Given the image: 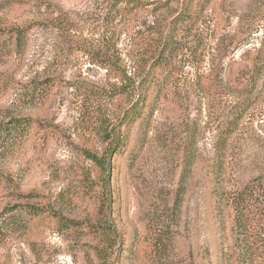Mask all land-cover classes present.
<instances>
[{"label": "rangeland", "instance_id": "rangeland-1", "mask_svg": "<svg viewBox=\"0 0 264 264\" xmlns=\"http://www.w3.org/2000/svg\"><path fill=\"white\" fill-rule=\"evenodd\" d=\"M119 1L0 0V26L28 28L19 53L0 37V264H224V217L215 222L205 179L224 122V45L236 60L257 49L264 0H197L149 116L121 130L127 147L113 157L108 193L86 154L106 147L103 132L135 100L128 79L182 7ZM258 90L229 142V184L264 171V83ZM191 136L199 156L183 192Z\"/></svg>", "mask_w": 264, "mask_h": 264}, {"label": "trees", "instance_id": "trees-1", "mask_svg": "<svg viewBox=\"0 0 264 264\" xmlns=\"http://www.w3.org/2000/svg\"><path fill=\"white\" fill-rule=\"evenodd\" d=\"M119 2L133 6L144 5L140 0ZM196 5L197 0H182L181 12L172 21V32L169 37L160 43H152L148 46L134 71V78L128 79L135 98L131 107L124 112L117 126L103 132L102 139L106 147L102 153L86 154L98 168L102 188L108 193L113 157L121 154L127 147V134L121 130L149 116L155 100L167 85L171 72L174 71L171 54L186 47L183 37L179 39L175 37L192 25ZM27 32V27L0 26V37H5L18 53ZM230 52L224 45V100H226L224 122L219 128L217 141L208 161V170L205 173V179L211 183L209 194L213 203L210 211L218 225H222L224 217V264H264V171L247 178L242 183L233 179L231 181L235 183L229 184V180L226 179L230 164L229 142L261 97L258 86L264 83V30L257 49L244 51L237 60L228 59V55L234 54ZM183 152L180 188L185 192L199 156L197 141L193 136L188 138ZM20 206L27 207V205ZM107 210L109 203L107 199L101 197L97 210V225L104 232L112 229L107 218ZM110 233L112 236L109 245L115 243L114 232L110 231ZM121 246L119 250L114 248L115 251L110 252L108 258L113 259L119 256L121 251L128 249L127 245Z\"/></svg>", "mask_w": 264, "mask_h": 264}]
</instances>
